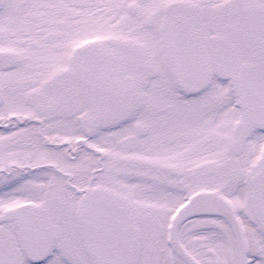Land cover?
I'll list each match as a JSON object with an SVG mask.
<instances>
[{
	"label": "snow or ice",
	"instance_id": "obj_1",
	"mask_svg": "<svg viewBox=\"0 0 264 264\" xmlns=\"http://www.w3.org/2000/svg\"><path fill=\"white\" fill-rule=\"evenodd\" d=\"M0 264H264V0H0Z\"/></svg>",
	"mask_w": 264,
	"mask_h": 264
}]
</instances>
